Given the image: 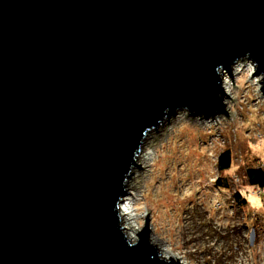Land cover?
Here are the masks:
<instances>
[{
  "label": "water",
  "instance_id": "water-1",
  "mask_svg": "<svg viewBox=\"0 0 264 264\" xmlns=\"http://www.w3.org/2000/svg\"><path fill=\"white\" fill-rule=\"evenodd\" d=\"M248 53L264 73V0H0V264H179L120 204L147 134L226 113Z\"/></svg>",
  "mask_w": 264,
  "mask_h": 264
},
{
  "label": "rangeland",
  "instance_id": "rangeland-1",
  "mask_svg": "<svg viewBox=\"0 0 264 264\" xmlns=\"http://www.w3.org/2000/svg\"><path fill=\"white\" fill-rule=\"evenodd\" d=\"M237 64L242 71L227 74L226 113L208 119L181 110L160 124L141 149L146 164L137 161L141 169L128 181L131 205L143 204L148 213L134 217L133 228L143 231L149 216L153 240L190 264H264V197L246 179L248 169H264L263 79L253 83L247 61ZM225 151L232 153V170L220 173ZM219 178L228 188H219ZM238 193L247 204L236 200Z\"/></svg>",
  "mask_w": 264,
  "mask_h": 264
},
{
  "label": "clouds",
  "instance_id": "clouds-1",
  "mask_svg": "<svg viewBox=\"0 0 264 264\" xmlns=\"http://www.w3.org/2000/svg\"><path fill=\"white\" fill-rule=\"evenodd\" d=\"M250 56H251V53H248L243 58H239L234 62V64L231 66V73L233 76L235 75V72H234L235 65L242 60L247 61L248 65L250 67V71L247 73L249 78H251L253 74H256V69L259 68V64L256 61H253L251 59L249 60L248 58ZM221 69L224 70V73H225L224 76L220 75ZM228 73H229V71L227 69H225L222 65L217 68V75L220 78L222 88H223L225 83H231L232 82L231 78L227 75ZM260 77H264V73H261L260 75H256V79L253 80V83L258 85ZM121 210L125 216H132V217L139 216V217H141V219L143 217H146L148 214L147 209L145 208V206L143 204H136V205L129 204L127 206L122 207ZM119 220L121 221L120 213H119ZM134 228H135L134 232H131V233L126 232L125 231V225H123L121 223L122 234L126 239L127 245L131 248H135V247H137L138 243L139 244L141 243V237L139 235H137V233L141 231V228L139 225H134ZM152 242H153L152 230L149 229V243H152ZM166 251H167V253H169V255L160 256L159 257L160 260L168 262V261L172 260L173 258H176V259H179L180 264H190V262L187 261L179 252H174L171 247H168L166 249Z\"/></svg>",
  "mask_w": 264,
  "mask_h": 264
},
{
  "label": "trees",
  "instance_id": "trees-1",
  "mask_svg": "<svg viewBox=\"0 0 264 264\" xmlns=\"http://www.w3.org/2000/svg\"><path fill=\"white\" fill-rule=\"evenodd\" d=\"M233 165V158L231 151H225V153L221 154L219 156L218 161V169L220 173H226L228 171H231ZM246 179H248V184L252 188H264V169H248L246 173ZM217 185L220 189H226L228 188L227 181L219 178L217 181ZM236 200L241 202L242 204H247L246 199H244V196L241 193H238L235 196Z\"/></svg>",
  "mask_w": 264,
  "mask_h": 264
},
{
  "label": "bare ground",
  "instance_id": "bare-ground-1",
  "mask_svg": "<svg viewBox=\"0 0 264 264\" xmlns=\"http://www.w3.org/2000/svg\"><path fill=\"white\" fill-rule=\"evenodd\" d=\"M242 70H241V67H240V65H238V64H236L235 65V69H234V72L236 73H240ZM223 89H224V91L226 92V96H230L231 95V91H230V87H229V85H228V83H225L224 84V86H223ZM138 162H140V163H142V164H146V161L143 159V157H142V155L138 158V160H137ZM135 174V173H134ZM130 191V188L128 187V192ZM130 196H132L131 194H130V192H129V194H127V197L125 198V199H123V201L121 202V204H120V215H121V217H122V224L124 225V224H126L127 225V227H125V231L126 232H129V233H131V232H134L135 231V229L133 228V226H132V221L134 220V217H132V216H125L124 214H123V212H122V207H124V206H127V205H129V204H131V202L129 201V197ZM152 244L157 248V249H159V252H160V254H161V256H164V255H169V253H167V251L165 250V249H163V248H161L154 240H153V242H152ZM170 261H175V262H179V264H180V261H179V259H176V258H173L172 260H170Z\"/></svg>",
  "mask_w": 264,
  "mask_h": 264
},
{
  "label": "built area",
  "instance_id": "built-area-1",
  "mask_svg": "<svg viewBox=\"0 0 264 264\" xmlns=\"http://www.w3.org/2000/svg\"><path fill=\"white\" fill-rule=\"evenodd\" d=\"M253 194L254 195H257L258 194L257 196H259V197L260 196H263L264 197V188L263 189H261V188L260 189L259 188H255Z\"/></svg>",
  "mask_w": 264,
  "mask_h": 264
}]
</instances>
